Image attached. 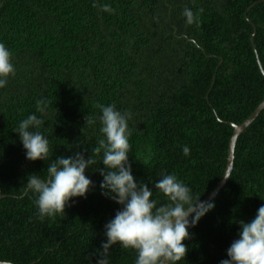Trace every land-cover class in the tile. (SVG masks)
Here are the masks:
<instances>
[{
	"label": "trees",
	"instance_id": "1",
	"mask_svg": "<svg viewBox=\"0 0 264 264\" xmlns=\"http://www.w3.org/2000/svg\"><path fill=\"white\" fill-rule=\"evenodd\" d=\"M105 5L114 12L102 11ZM0 43L15 67L0 89V259L12 264H96L101 257L103 226L120 207L101 195L95 169L102 164L86 170L94 186L64 215L42 218L26 190L31 174L47 178L56 156L83 151L99 161V105L131 114L134 177L151 189L160 174L175 175L195 203L225 172L232 125L264 101V0H0ZM40 100L49 106L39 130L50 156L32 162L16 132L40 115ZM237 138L232 172L210 200L215 207L189 229L180 264H220L239 221L250 222L264 204V109ZM150 199L169 203L155 188ZM136 257L114 245L107 264Z\"/></svg>",
	"mask_w": 264,
	"mask_h": 264
},
{
	"label": "clouds",
	"instance_id": "2",
	"mask_svg": "<svg viewBox=\"0 0 264 264\" xmlns=\"http://www.w3.org/2000/svg\"><path fill=\"white\" fill-rule=\"evenodd\" d=\"M102 11L112 13L114 9L105 5ZM183 15L188 24L193 23L190 9L186 8ZM14 76L11 52L0 43V89H4ZM99 108L100 132L104 136L94 149L99 161L89 156L85 158L83 151L56 156L47 167V178L31 174L26 190L35 195L34 202L42 218L64 215L70 202L75 198H86L94 186L86 170L102 164L103 168L95 169L102 177L101 195L120 207L103 226L105 239L96 264H107L109 249L114 245L134 250L137 253L135 264H180L188 252L183 242L191 238L189 229L197 226L199 220L215 207L214 203L200 199L193 203L187 185L175 175L162 173L153 188L167 197L169 203L157 206V201L150 199L153 188L140 183L132 173L129 162L132 132L128 124L131 114L118 110L114 104L99 105ZM37 112L39 116L31 114L21 121L16 133L25 159L45 162L50 156L49 138L39 130L49 114L45 100L37 101ZM86 122L94 124L96 119ZM182 152L188 156L190 148L184 146ZM226 257L220 264H264V204L250 222L239 221L238 238L226 249ZM0 264H11V261L0 259Z\"/></svg>",
	"mask_w": 264,
	"mask_h": 264
},
{
	"label": "water",
	"instance_id": "3",
	"mask_svg": "<svg viewBox=\"0 0 264 264\" xmlns=\"http://www.w3.org/2000/svg\"><path fill=\"white\" fill-rule=\"evenodd\" d=\"M263 109H264V101L262 102V104H260L257 107V109L252 113V115L244 123H242L239 126L232 125L233 133H232L230 143H229L228 160H227L225 172H224L220 182L214 188V190L208 196H206L202 200V202L210 201V200L214 199L217 196V194L222 190L224 185L226 184V182H227V180H228V178L232 172V168H233V151H234L235 141H236L237 137L245 131V129L251 124V122L260 114V112ZM0 199H1V195H0Z\"/></svg>",
	"mask_w": 264,
	"mask_h": 264
},
{
	"label": "bare ground",
	"instance_id": "4",
	"mask_svg": "<svg viewBox=\"0 0 264 264\" xmlns=\"http://www.w3.org/2000/svg\"><path fill=\"white\" fill-rule=\"evenodd\" d=\"M254 38V37H253ZM261 113V112H260ZM239 137V136H238ZM238 139V138H237Z\"/></svg>",
	"mask_w": 264,
	"mask_h": 264
}]
</instances>
